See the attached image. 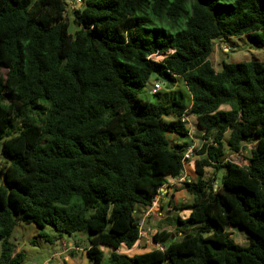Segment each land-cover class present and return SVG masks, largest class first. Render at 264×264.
<instances>
[{
	"label": "trees",
	"instance_id": "16d2710c",
	"mask_svg": "<svg viewBox=\"0 0 264 264\" xmlns=\"http://www.w3.org/2000/svg\"><path fill=\"white\" fill-rule=\"evenodd\" d=\"M73 2L0 0V264L21 260L19 222L50 241L52 227L90 264H264V61H209L216 40L264 48V0ZM178 80L185 92L147 98ZM188 117L201 144L186 157ZM246 145V164L227 160ZM191 157L195 176L180 186L190 200L166 204L188 211L178 236L160 230V247L119 253Z\"/></svg>",
	"mask_w": 264,
	"mask_h": 264
},
{
	"label": "rangeland",
	"instance_id": "374dc122",
	"mask_svg": "<svg viewBox=\"0 0 264 264\" xmlns=\"http://www.w3.org/2000/svg\"><path fill=\"white\" fill-rule=\"evenodd\" d=\"M72 1V0H71ZM70 8L67 10V18L71 20V13ZM75 26L71 23L69 26V32L73 33L75 31ZM250 60H258V61H264V48L258 47L247 35H240V36H234L229 38L226 41H214V48L213 52L209 57V61L211 65L215 69H219L221 67L222 62L223 63H236V62H244V61H250ZM6 70H0V75H5ZM161 88L158 91V95H151L148 93L147 98L150 101H157V100H163V101H169L170 97H167L166 94H169L170 92H176L177 90H182L185 92V86L182 81L178 80L176 81L172 87L166 88L164 83L160 82ZM173 93L174 95L178 93ZM172 96V95H171ZM169 119V118H166ZM189 121V122H188ZM188 125H190V130L194 134L197 132V127L195 125V121L192 117H189V120H187ZM181 138V137H179ZM185 140V138H184ZM190 141V140H189ZM193 144L194 148H199L201 144V140L198 138H194V141H191V145ZM190 145V146H191ZM249 145H246V147L239 153V154H229L227 155V160H230L232 162H235L239 165H244L247 163L246 157L249 156ZM195 157H191L190 162H186L184 164V171L183 175L180 179H173L169 177V183L176 184V188L174 191V195L172 200L176 202L178 205L180 201L182 203L187 200L186 196L187 194L183 192V190L180 189L179 185H181L182 181L187 177H194V171H193V160ZM3 162V161H2ZM0 160V168L3 165ZM213 173V169H207V175H211ZM186 175V176H185ZM221 177V172L217 173V182L219 184ZM0 180H1V172H0ZM214 187H216V182H213ZM164 189V188H162ZM165 190V189H164ZM165 198V197H164ZM161 196V194L157 195L154 198V204L148 208L147 211H145V214H142V211L138 213L139 219L142 222V232H141V239L134 244L133 247L130 249H127L125 246H121L117 251L119 253H125L128 255L138 254L142 252H147L151 249H155L160 247L159 244L155 243L153 241V236L159 232L160 230L168 231L172 234L173 237L178 236L177 229L179 226L175 224V217L179 216L181 218H185L188 214L187 210H174L170 206L166 205L167 201ZM162 205V206H161ZM166 205V206H165ZM227 231L231 233V238L236 242L237 244L241 246H245L247 244L246 237L243 233H241L238 229L233 227H228ZM46 232L52 237V241L46 240L45 238L41 237L38 234V228L33 223H26V222H19L16 228L14 229L12 233V241L14 245L16 246L15 250L16 252L21 251L22 257L18 264H44L45 260L50 259L52 260V264H55V261H57V264H62V261H64L63 257H70V252L72 251V246H68L66 243L58 242V240H55V237L57 236V232L50 227H46ZM77 236H80L77 234ZM75 236V237H77ZM64 240L66 242L72 241L73 237H64ZM81 249H77L75 256L77 259H83L86 257L85 251L83 250V247H80ZM102 251L104 253V257L109 255L111 252L110 248L102 247ZM59 256L58 259H54L52 257ZM49 264H51L49 262Z\"/></svg>",
	"mask_w": 264,
	"mask_h": 264
},
{
	"label": "crops",
	"instance_id": "0c3cea01",
	"mask_svg": "<svg viewBox=\"0 0 264 264\" xmlns=\"http://www.w3.org/2000/svg\"><path fill=\"white\" fill-rule=\"evenodd\" d=\"M187 120H189V117L187 118ZM189 122V121H188ZM189 124V123H188ZM188 128H189V132H190V134L191 135H189L185 140H183L182 142H185L189 147L188 148H191L192 146H193V144L191 145V141H194V138L192 137V134H193V132L190 130V125H188ZM190 140V141H189ZM191 145V146H190ZM190 162V161H189ZM184 171V170H183ZM186 176V175H185ZM168 184H170V186L167 188V189H165V190H162L164 193H165V195H164V199L168 202L169 201V198L170 197H172L173 198V193H174V191H175V189H176V184H174V183H169V179H168ZM181 185H179V187H180ZM186 198H187V201L188 200H190V197L187 195L186 196ZM69 245L68 246H72L73 247V245H72V243L71 242H69L68 243ZM78 249V248H77ZM81 249V248H80ZM77 251H75L74 252V254L71 256L70 255V257H63L64 258V261H62V264H90V262H89V260L87 259V257H84L83 259H77V257L75 256ZM52 258H56V259H58L59 260V256H55L54 255V257H52ZM55 261V264H57V261L56 260H54ZM49 262L52 264V260H50V259H47V260H45V263L44 264H49Z\"/></svg>",
	"mask_w": 264,
	"mask_h": 264
},
{
	"label": "built area",
	"instance_id": "2783aa9c",
	"mask_svg": "<svg viewBox=\"0 0 264 264\" xmlns=\"http://www.w3.org/2000/svg\"><path fill=\"white\" fill-rule=\"evenodd\" d=\"M74 2H73V4H72V6H79L80 5V3H81V0H73ZM172 50H169V52H171ZM150 58H152V59H154V60H161L163 57H164V54H152V55H150L149 56ZM161 87H160V84L159 83H155V84H153L152 85V88H151V93H155V92H157L159 89H160ZM192 150V148H189V150L187 151V153H185V156L186 157H188V156H191V154H190V151ZM181 178V177H180ZM179 178V179H180ZM162 190H164V189H162ZM154 204V201L152 202V205ZM151 205V206H152ZM148 210V209H147ZM146 210V211H147ZM146 213V212H145ZM141 232H142V228L140 229V236L142 235L141 234Z\"/></svg>",
	"mask_w": 264,
	"mask_h": 264
},
{
	"label": "water",
	"instance_id": "95a60500",
	"mask_svg": "<svg viewBox=\"0 0 264 264\" xmlns=\"http://www.w3.org/2000/svg\"><path fill=\"white\" fill-rule=\"evenodd\" d=\"M2 149L0 148V153H1Z\"/></svg>",
	"mask_w": 264,
	"mask_h": 264
}]
</instances>
